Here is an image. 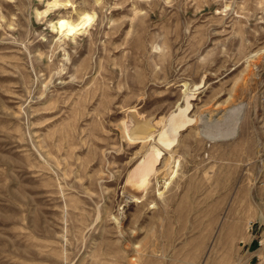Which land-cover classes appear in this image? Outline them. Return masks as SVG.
I'll return each mask as SVG.
<instances>
[{"label": "rangeland", "instance_id": "rangeland-1", "mask_svg": "<svg viewBox=\"0 0 264 264\" xmlns=\"http://www.w3.org/2000/svg\"><path fill=\"white\" fill-rule=\"evenodd\" d=\"M263 83L264 0H0V264H264Z\"/></svg>", "mask_w": 264, "mask_h": 264}, {"label": "bare ground", "instance_id": "bare-ground-1", "mask_svg": "<svg viewBox=\"0 0 264 264\" xmlns=\"http://www.w3.org/2000/svg\"><path fill=\"white\" fill-rule=\"evenodd\" d=\"M89 20L90 16H88L87 14L82 15L77 23L61 19L58 21L59 32L65 35H73L76 31L80 30ZM239 108L240 107H235L234 109H231V111L227 115L228 121L226 122H228V124H226L225 126L223 125L224 127L219 125L220 128L218 130L217 128H215L216 132L214 133L212 131H209L212 132L208 134L210 139H222L234 136L236 132V119ZM184 117V113L181 112V114L177 113V115H173L171 118H169V120L165 117L168 121H166L165 118L164 120H162V131L158 135V140L156 141L159 145H161L159 147L162 149L158 148L157 145L154 144L149 145L141 160L135 165V167L130 172V175L127 177L128 179L126 181V188L131 191L134 197L141 198L143 196V192L145 191V188L149 183L151 177L157 172L156 165L163 159V157L161 156L163 155L162 150L170 152L176 146L178 142V134L188 122ZM152 129L153 127L151 125L138 119L135 114H130L129 123L123 127L124 137L127 136V133H131L139 139L149 134ZM151 137L155 138V135L151 134ZM171 157L172 154H170L169 159H166L164 161L165 163L163 165L170 164Z\"/></svg>", "mask_w": 264, "mask_h": 264}, {"label": "built area", "instance_id": "built-area-1", "mask_svg": "<svg viewBox=\"0 0 264 264\" xmlns=\"http://www.w3.org/2000/svg\"><path fill=\"white\" fill-rule=\"evenodd\" d=\"M259 93H260V97L264 103V83H263ZM263 161H264V156H263Z\"/></svg>", "mask_w": 264, "mask_h": 264}]
</instances>
